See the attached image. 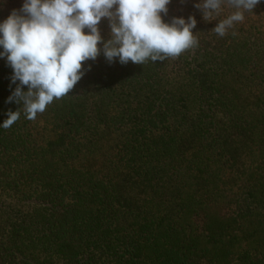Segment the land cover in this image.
<instances>
[{"label": "trees", "instance_id": "trees-1", "mask_svg": "<svg viewBox=\"0 0 264 264\" xmlns=\"http://www.w3.org/2000/svg\"><path fill=\"white\" fill-rule=\"evenodd\" d=\"M199 2L163 16H193L196 47L90 67L34 120L0 59V124L21 108L0 127V264H264V2L223 37L234 9Z\"/></svg>", "mask_w": 264, "mask_h": 264}, {"label": "clouds", "instance_id": "clouds-1", "mask_svg": "<svg viewBox=\"0 0 264 264\" xmlns=\"http://www.w3.org/2000/svg\"><path fill=\"white\" fill-rule=\"evenodd\" d=\"M171 2L23 0L18 10L0 21V59L11 68L10 83L16 85L5 103L22 105L25 117L34 120L90 70V66L83 67L84 62L95 61L101 54L109 64L118 60L122 65H143L148 60L154 63L178 57L196 47L193 16L164 21ZM261 2L264 0H200L194 7L205 21H214L212 17L220 15L225 5L234 9L212 30L223 37ZM102 19L109 22L107 40L98 27ZM21 108L9 111L0 127L8 128L17 121Z\"/></svg>", "mask_w": 264, "mask_h": 264}, {"label": "rangeland", "instance_id": "rangeland-1", "mask_svg": "<svg viewBox=\"0 0 264 264\" xmlns=\"http://www.w3.org/2000/svg\"><path fill=\"white\" fill-rule=\"evenodd\" d=\"M98 27H99L100 30H104L110 35V27H109V22H108L107 19H102V21L100 22ZM101 36L103 37L104 40H107V39L110 38L109 36L103 35V34H101ZM101 56H102V54H101ZM89 62L93 64V66H90V67H91V69L93 68L95 72L96 71H103V73L106 76H108V73L110 71L109 70L110 64L107 61H101L99 63H94L93 61L91 62V60L86 61L85 66H83L85 69L87 68ZM165 71H166L165 72L166 75L175 76V74H176V72H174V70H173V66L172 65H170L169 67L166 65L165 66ZM125 74H127V69L125 70Z\"/></svg>", "mask_w": 264, "mask_h": 264}]
</instances>
